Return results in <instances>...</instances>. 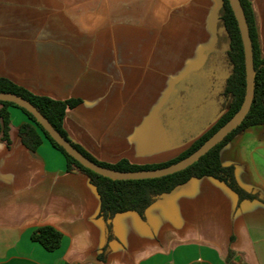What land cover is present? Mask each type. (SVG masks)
I'll return each mask as SVG.
<instances>
[{"label": "crops", "instance_id": "0c3cea01", "mask_svg": "<svg viewBox=\"0 0 264 264\" xmlns=\"http://www.w3.org/2000/svg\"><path fill=\"white\" fill-rule=\"evenodd\" d=\"M264 55V0H251ZM223 0H0V76L67 109L72 141L99 161L170 160L223 114L213 88ZM216 55V56H215ZM206 94L177 119L190 80ZM212 84V85H211ZM11 113V143L0 139V264H264V202L244 200L213 176L193 177L153 202L113 218L107 243L101 198L89 176L68 170L43 136L36 150L19 135L29 116ZM193 115V116H192ZM195 116V119H194ZM246 188L264 194V124L252 125L220 151ZM42 225L63 234L49 250L32 238Z\"/></svg>", "mask_w": 264, "mask_h": 264}, {"label": "trees", "instance_id": "16d2710c", "mask_svg": "<svg viewBox=\"0 0 264 264\" xmlns=\"http://www.w3.org/2000/svg\"><path fill=\"white\" fill-rule=\"evenodd\" d=\"M244 7L247 21L250 27V35L253 41L254 63L256 69L255 96L246 117L221 141H219L208 152L202 155L196 162L187 168L166 176L145 178V179H112L99 174L88 167H85L65 148L60 145L49 132L37 121L36 117L26 108L6 100H0V139L11 143L10 125L11 113L9 107L12 105L20 107L30 118L19 127V135L22 142L30 149L36 150L43 141V136L47 137L52 144L58 148L67 159L68 170L79 169L87 174L91 182L96 186L100 198V216L106 223L107 243L104 252L108 250L109 242L115 237L113 229L114 216L123 211L135 210L142 216L146 209L158 199L173 193L178 188L186 184L193 177L213 176L232 188L239 196L240 202L244 200H261L264 202V194L259 189H249L244 187L236 176V167L233 164L225 165L221 161L220 151L222 147L235 135L244 131L252 125L264 124V55H262L259 35L256 27V18L251 0H241ZM219 24L224 29L220 37L226 42L227 48L225 56L229 70L225 83L219 92L223 114L218 120L194 142L182 151L178 156L159 163L134 164L127 159H121L115 163H108L97 160L86 149L78 143L72 141L68 132L64 128V116L68 108L75 106L79 99H54L49 96L36 94L13 80L0 76V91L17 93L30 100L56 127L64 137L71 141L74 146L80 149L86 156L97 163L118 169V170H139L153 169L174 163L195 151L206 139H208L217 129L227 122L241 107L246 93V67L243 40L229 0H223L219 11ZM62 232L52 225H42L37 227L32 238L43 244L49 250L60 246ZM234 253L230 251L227 261L231 264H242L233 261Z\"/></svg>", "mask_w": 264, "mask_h": 264}, {"label": "water", "instance_id": "95a60500", "mask_svg": "<svg viewBox=\"0 0 264 264\" xmlns=\"http://www.w3.org/2000/svg\"><path fill=\"white\" fill-rule=\"evenodd\" d=\"M237 18L240 28L246 67V93L244 101L238 111L208 139H206L195 151L188 156L166 166L153 169L118 170L101 165L86 156L80 149L69 141L62 133L52 125L48 118L27 98L13 92L0 91V100L14 102L30 111L37 121L49 132V134L75 159L91 170L108 176L112 179H145L166 176L181 171L208 152L219 141L224 139L247 115L255 96L256 69L254 63L253 41L250 35V27L241 0H229Z\"/></svg>", "mask_w": 264, "mask_h": 264}, {"label": "rangeland", "instance_id": "374dc122", "mask_svg": "<svg viewBox=\"0 0 264 264\" xmlns=\"http://www.w3.org/2000/svg\"><path fill=\"white\" fill-rule=\"evenodd\" d=\"M216 57L218 61V66L214 67L212 72L214 79L213 88L219 87L223 82L225 83V78L229 70L225 52L220 51ZM190 80L193 83V88L191 91H188L185 100L182 103L183 107L179 109L180 113L177 114V120L181 123L185 121H190L191 115L188 112L190 111L192 106H195V104H197L198 100L201 99L207 91V81L205 77L196 74L192 78H190Z\"/></svg>", "mask_w": 264, "mask_h": 264}]
</instances>
